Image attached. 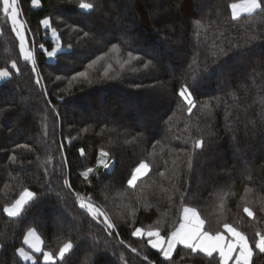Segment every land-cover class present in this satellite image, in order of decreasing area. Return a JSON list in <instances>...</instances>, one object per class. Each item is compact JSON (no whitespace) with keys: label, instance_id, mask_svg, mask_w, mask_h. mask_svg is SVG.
<instances>
[{"label":"trees","instance_id":"obj_1","mask_svg":"<svg viewBox=\"0 0 264 264\" xmlns=\"http://www.w3.org/2000/svg\"><path fill=\"white\" fill-rule=\"evenodd\" d=\"M88 2L96 5L91 11L79 9L77 0H41L39 7L19 0L36 72L0 11V69L12 73L0 82V264H32L16 252L28 249L23 238L29 229L42 237L45 251L72 242L56 264H216L183 246L168 262L148 238L132 236L158 220L161 234L169 231L182 196L213 230L221 218L244 231L254 247L255 230L264 231L256 203L264 197V19L256 16L264 14H254L251 23L246 14L231 20L229 5L238 0ZM46 16L63 47L53 59L44 51L56 44L40 24ZM196 20L205 27L197 29ZM84 32L89 37L82 38ZM113 44L120 54L109 52ZM129 51L140 59L121 68L117 56L127 59ZM97 57L103 59L88 69L91 83L78 78L69 84ZM184 85L197 105L191 114L178 95ZM205 102L210 110L201 109ZM195 139L204 141L202 148L193 150ZM101 149L109 153L107 169L98 165ZM140 161L149 171L129 186ZM88 168L93 172L85 179ZM24 188L35 198L19 217H8L3 208ZM245 188L251 189L247 195ZM76 193L115 226L81 209ZM245 200L255 220L243 212ZM251 264H264V253L254 248Z\"/></svg>","mask_w":264,"mask_h":264},{"label":"snow or ice","instance_id":"obj_2","mask_svg":"<svg viewBox=\"0 0 264 264\" xmlns=\"http://www.w3.org/2000/svg\"><path fill=\"white\" fill-rule=\"evenodd\" d=\"M31 4L34 7H39L41 0H31ZM78 8L84 11L93 10L96 5L94 3L88 2V0H77ZM231 8V20L236 21L240 19L243 14H246L249 17V23L252 22L254 14H264V0H238V2H233L229 5ZM0 11L3 15L11 22L12 30L15 32L17 38L19 39V50L20 54L25 62H30L32 65V72H36V60L33 51L29 50L27 47V38L25 35V22L21 21L18 17L20 15L19 0H0ZM256 18L264 19V15H257ZM40 24L46 29H50L51 36L56 44L51 50L44 49V45L41 44L40 48L44 49L46 55L51 59L57 57L58 53L63 52V47L60 43V35L55 27H52V21L50 17H45L40 21ZM197 29L204 28L205 25L202 24L200 20L195 21ZM72 31H77L73 28ZM199 36V32H197ZM89 37L88 32L83 33L82 38ZM251 37L250 39H254ZM68 49L71 50L72 45L69 44ZM109 52L120 54L121 48L119 44H113L109 49ZM107 56L108 53H105ZM103 57H97L91 63L88 64L87 69L84 71L77 72L69 80V84L72 81L82 78L91 83L90 75L88 69H92L95 64ZM140 57L134 56L131 51L127 52V59H119L117 56V63L120 64L121 68L126 65H129L133 60H139ZM151 61L143 64V67L147 69ZM11 68L15 69L16 73H20V69L17 66L15 60L11 61ZM112 68V65L109 64L104 71V76H108V69ZM12 76V73L8 68L0 69V80H6ZM57 80H60L61 77L57 76ZM36 83L39 84L40 80L37 79ZM178 95L187 105V112L192 113L193 108L197 107L196 102L192 97L191 91L187 85L182 86L179 89ZM202 110H210L212 105L205 102L201 106ZM87 131V129H85ZM187 131V127L185 128ZM180 139V137H177ZM204 141L202 139H195L192 141V148L200 149L203 146ZM20 148L28 149V145H18ZM30 150V149H29ZM83 154V149L80 150ZM109 153L104 149L100 150L98 165H102L105 169L109 168L108 163ZM10 159L15 162L17 157L15 155L11 156ZM192 156L188 157V166L191 167ZM149 171L148 163L140 161L139 164L132 170L130 178L127 180L129 186H135L138 179L141 176L146 175ZM93 169L88 168L85 172L82 173L85 179L88 178L89 173H92ZM160 176H164L163 172L159 173ZM70 187V185H69ZM251 192V189L245 188V194L247 195ZM229 193L225 192L219 201L220 209H223L225 204V199ZM123 195V194H121ZM36 196V193L30 191L28 188H24L19 197L10 205H6L3 208V212L7 214L8 217H19L21 211L29 201L33 200ZM76 197L79 200V207L86 210V212L91 215L93 219H97L100 216H104V223L108 228H113L115 225L111 223L105 213H103L98 207L91 203L90 198L82 197L79 193H76ZM241 199H245L242 197ZM256 203L260 205V211L264 212V197L259 198ZM250 202L245 200L243 207V212L247 214L248 217L256 219V215L252 208L249 206ZM165 215H167L165 213ZM162 220L157 221L158 226H152L147 229L137 227L132 232L133 237H147V243L151 246L152 249H156L162 255L165 261L171 262L174 251L177 249V246H183V249L190 250L191 254L202 253L205 257L210 258L212 261H216V264H251L252 257L254 255V248L258 249L260 253H264V231L257 228L255 230L254 236V247L253 243L250 242L249 236L242 230L233 226L232 223L222 221L221 218H217L216 224L217 227L213 230L210 227L209 221L205 218H202L201 213L197 210L196 207L190 206L185 197H181V211L179 213L178 219L175 220L172 224L169 225V231L165 234H161L162 231ZM23 243L31 249V252L34 254H40L42 256L43 264H56L57 260L63 261L67 253H69L73 244L71 241H68L59 248L58 252H53L51 250L45 251L44 241L36 233L35 229H29L24 235ZM133 252H136L137 249L133 248ZM16 252L24 260H31L32 264H40V257L37 256L34 258L32 254L28 251H25L23 247L16 249ZM123 258V257H121ZM147 259V257H144ZM183 259V256H181Z\"/></svg>","mask_w":264,"mask_h":264},{"label":"rangeland","instance_id":"obj_3","mask_svg":"<svg viewBox=\"0 0 264 264\" xmlns=\"http://www.w3.org/2000/svg\"><path fill=\"white\" fill-rule=\"evenodd\" d=\"M25 35H26V31H25ZM26 38H27V35H26ZM27 47H28V49L29 50H31V51H33V49L30 47V45H29V42H28V39H27ZM33 53H34V51H33ZM51 59H53V58H51ZM3 80H0V82H2ZM110 165V164H109ZM36 231V230H35ZM36 233L39 235V233L36 231ZM40 236V235H39ZM41 237V236H40ZM41 239H42V237H41ZM25 250H27L28 252H30V254H32L33 256H34V258L35 257H37L36 256V254H34V253H32L31 252V250H29V249H26V248H24ZM24 261H26V262H31L32 263V261L31 260H24Z\"/></svg>","mask_w":264,"mask_h":264},{"label":"crops","instance_id":"obj_4","mask_svg":"<svg viewBox=\"0 0 264 264\" xmlns=\"http://www.w3.org/2000/svg\"><path fill=\"white\" fill-rule=\"evenodd\" d=\"M243 15H245V14H243ZM19 17H20V15H19ZM19 17H18V18H19ZM19 19H20V18H19ZM140 238H143V237H140ZM146 238H147V237H146ZM178 246H179V245H178ZM178 246H177V247H178ZM26 247L28 248L27 245H26ZM28 249H29V248H28ZM29 250H31V249H29ZM25 251H27V250H25ZM174 252H175V251H174ZM29 253H30V252H29ZM173 254H174V253H173ZM36 255H37V254H36ZM251 262H252V261H251Z\"/></svg>","mask_w":264,"mask_h":264}]
</instances>
